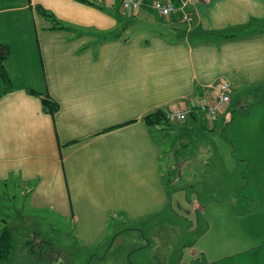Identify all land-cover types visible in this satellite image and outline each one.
<instances>
[{"label": "crops", "instance_id": "obj_1", "mask_svg": "<svg viewBox=\"0 0 264 264\" xmlns=\"http://www.w3.org/2000/svg\"><path fill=\"white\" fill-rule=\"evenodd\" d=\"M159 1L186 2L191 22L119 2L0 0L11 81L4 92L0 80V200L15 192L32 211L67 219L86 249L106 251L170 210L153 136L163 129L145 115L211 99L221 81L228 109L264 87V0ZM28 90L58 110L47 114Z\"/></svg>", "mask_w": 264, "mask_h": 264}, {"label": "rangeland", "instance_id": "obj_2", "mask_svg": "<svg viewBox=\"0 0 264 264\" xmlns=\"http://www.w3.org/2000/svg\"><path fill=\"white\" fill-rule=\"evenodd\" d=\"M248 92L233 99L212 130L216 117L202 115L193 127L182 121L153 129L161 174L173 170L177 177L170 188L177 189L169 195L170 210L136 227L141 232L119 235L106 251L100 246L90 250L105 253L104 259L89 263L87 251L74 264H264V87ZM179 126L181 134L174 130ZM1 200L0 219L24 209V222H15L21 228L16 234L20 253L25 254L28 226L44 215L17 196ZM51 217L52 224L72 231L71 223ZM15 222L8 220L13 227ZM64 237L69 240L61 244L69 245L70 238ZM64 256L56 253L52 264H68Z\"/></svg>", "mask_w": 264, "mask_h": 264}, {"label": "trees", "instance_id": "obj_3", "mask_svg": "<svg viewBox=\"0 0 264 264\" xmlns=\"http://www.w3.org/2000/svg\"><path fill=\"white\" fill-rule=\"evenodd\" d=\"M83 3H88L87 0H78ZM172 3V2H171ZM174 4V3H173ZM178 4V3H176ZM35 10L38 14L43 16L46 20L51 22L52 28L55 29H64L63 23H61L50 11L44 9L43 7L36 5ZM10 54V49L5 44H0V80L3 84V91L6 92L11 89V81L10 78L4 68V61L8 58ZM28 93L36 95L39 97L41 101L42 108L44 112L47 114L53 115L58 110V104L47 94H40L34 91L28 90ZM202 102L200 100L197 104H193L192 107H186L189 109L187 116L184 120L191 124V127L194 126L197 122L198 115H200L199 105ZM229 103L225 106L224 110L227 108ZM185 107V106H184ZM223 110V111H224ZM223 111L219 112L217 115L221 114ZM165 113L162 110H155L151 113L145 115L142 120L145 125L151 126H169L172 123H181L179 122H169L165 118ZM214 116V117H217ZM212 117V118H214ZM184 123V122H183ZM180 127V126H179ZM179 132L184 131L183 128H178ZM209 129H214V127H209ZM162 185L166 194L170 195V193L176 191L177 189L170 190L171 184L173 181L177 179L173 170H168L167 175H162ZM15 199L16 195L14 193L8 192L6 195H3L4 199ZM24 210V209H23ZM16 213L13 218H10L8 215L5 218L0 219L1 228H0V264H52L51 260L55 256L56 253H66L64 258L68 262V264H74L78 256H80L83 252H89L88 261L90 263L91 259L100 260V257H97V254L91 252V249L84 248L77 239L75 238L74 233L67 232V230H63L62 227L65 224H52L50 222L53 219L51 213L43 212L44 215L41 218L33 219L31 221V225L29 228V234H31L30 238L24 242L27 246V252L25 254L20 253V249L18 246V241L16 239V234L20 232V225L15 221H23L24 211ZM23 212V213H22ZM42 212V211H41ZM51 217V218H49ZM55 217V216H54ZM27 218L29 216L27 215ZM61 222H65L67 219H62L61 217H56ZM8 220L10 222H15L16 225L13 227L11 224H8ZM57 221V220H56ZM24 222V221H23ZM66 223V222H65ZM69 224V222L67 223ZM28 225H30L28 223ZM64 236H68L70 238L69 245H62L61 240H69ZM39 240L36 243V240ZM93 251V250H92ZM88 263V264H89Z\"/></svg>", "mask_w": 264, "mask_h": 264}, {"label": "built area", "instance_id": "obj_4", "mask_svg": "<svg viewBox=\"0 0 264 264\" xmlns=\"http://www.w3.org/2000/svg\"><path fill=\"white\" fill-rule=\"evenodd\" d=\"M104 4L119 2L123 11H131L136 13L143 7L160 17H169L173 14L180 13V18L183 22L189 23L192 20V15L187 9L186 2L173 4L171 2H162L159 0L151 1L149 4H144L142 0H100ZM201 1V0H191ZM230 101V84L227 81H222L217 84L214 89V95L211 99L206 97L199 105L200 115L205 119H210L223 111L225 106ZM189 109L184 106H173L165 113V118L169 122H179L186 118Z\"/></svg>", "mask_w": 264, "mask_h": 264}]
</instances>
